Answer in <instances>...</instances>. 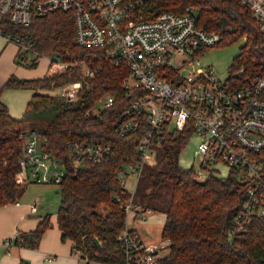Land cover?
Returning a JSON list of instances; mask_svg holds the SVG:
<instances>
[{
  "label": "trees",
  "instance_id": "obj_1",
  "mask_svg": "<svg viewBox=\"0 0 264 264\" xmlns=\"http://www.w3.org/2000/svg\"><path fill=\"white\" fill-rule=\"evenodd\" d=\"M125 2L135 4L130 13L135 21H150L164 12L185 14L192 6L199 27L221 35L219 45L244 38L228 76L235 88L247 84L261 70L264 54L257 49L260 35L250 10L238 0ZM1 24L6 32L29 38L33 52L39 54L37 60L26 63L27 67H36L41 56H59L66 61L87 56L88 62L99 60L98 51L77 46L74 20L68 13L37 15L27 26L6 20ZM241 69L244 73L238 75ZM129 74L126 67L104 60L94 77L84 79L76 102H67L52 92L81 80V66L72 65L64 73L40 79L12 76L4 88L36 91L24 116L18 120L10 116L7 106L0 101V205L17 201L24 190V185L15 183V175L19 171L22 142L19 132L27 129L26 123L28 129L41 134L46 141L45 149L58 158L66 156L70 142L88 140L112 146L110 156L101 164L87 163L77 168L64 159L65 175L58 184L62 239L71 241L81 258L108 264H122L124 260L118 236L126 226V214L114 197L122 192L118 177L124 165L138 159L137 145L142 137L141 131L125 137L115 132L117 116L136 97L121 86ZM106 95L114 98L113 105L95 114L93 108ZM191 136V130L165 128L161 145L156 148V163L144 168L137 184L135 201L145 210L165 215L161 240L168 241V247L157 264H264V219H254L245 233L234 236L229 233L246 189L235 172L225 180L210 177L199 182L191 168L181 166L180 157ZM100 206L106 207V213L96 210ZM50 226L46 216L34 231L19 232L17 244L37 248ZM19 264L30 263L21 260Z\"/></svg>",
  "mask_w": 264,
  "mask_h": 264
},
{
  "label": "built area",
  "instance_id": "obj_2",
  "mask_svg": "<svg viewBox=\"0 0 264 264\" xmlns=\"http://www.w3.org/2000/svg\"><path fill=\"white\" fill-rule=\"evenodd\" d=\"M238 1L252 14L260 35L257 49L264 54V0ZM134 9L135 4L125 0H0V36L15 44L21 60H28L24 52H32V61L37 60L39 54L33 52L29 38L6 32L1 21L27 26L37 15L70 14L77 46L98 51L99 60L41 56L49 60L48 76L64 73L72 65L82 67L81 80L52 92L67 102L77 101L84 79L94 77L104 60L128 69L130 74L121 86L136 97L117 116L115 132L125 137L141 131L142 137L137 145L138 159L127 162L118 177L122 192L114 201L126 214L118 241L124 251L122 264H157L168 241L148 243L137 229L129 228L128 221L144 222L153 213L135 201V193L144 168L156 163V148L165 128L191 130L198 137L191 167L197 181L210 177L225 180L235 172L245 185L241 207L229 228L231 236L247 232L254 219H264V61L247 84L235 88L228 77L222 80L212 66L202 65L200 57L218 46L222 37L199 27L195 7L181 15L164 12L150 21L131 19ZM242 73L244 69L237 74ZM98 101L103 107L95 114L110 108L114 98L106 95ZM19 136L18 185H58L65 175L64 159L80 168L87 163L101 164L112 152L110 144L84 140L70 142L66 156L58 158L45 149L46 141L39 132L24 129ZM128 178L136 183L133 190L126 187ZM35 211L36 204L31 206V212ZM19 237L16 232L4 240V246L19 247ZM75 254L81 258L80 252ZM85 260L88 264H108Z\"/></svg>",
  "mask_w": 264,
  "mask_h": 264
},
{
  "label": "crops",
  "instance_id": "obj_3",
  "mask_svg": "<svg viewBox=\"0 0 264 264\" xmlns=\"http://www.w3.org/2000/svg\"><path fill=\"white\" fill-rule=\"evenodd\" d=\"M17 54L15 45L0 36V101L7 106L10 116L18 120L24 116L36 91L28 88H4V85L12 76L25 80L48 76L50 64L45 58L47 73L43 72L42 76L35 72L25 75L14 64ZM38 92L41 93V91ZM34 190L30 186L24 187L17 201L0 205V264H19L21 260L30 264H88L84 258L75 254L71 241L62 239L63 233L58 224L60 192L54 189H42L39 193H35ZM43 194L49 196L43 197ZM34 204H36V211L31 212V206ZM46 216H49L51 226L43 234L37 248L7 249L4 246L6 238L16 232L34 231Z\"/></svg>",
  "mask_w": 264,
  "mask_h": 264
},
{
  "label": "rangeland",
  "instance_id": "obj_4",
  "mask_svg": "<svg viewBox=\"0 0 264 264\" xmlns=\"http://www.w3.org/2000/svg\"><path fill=\"white\" fill-rule=\"evenodd\" d=\"M196 11H194V14ZM245 39L242 38L239 41L233 43L222 44L218 46L211 47L205 50V53L200 60L202 65H210L215 70L216 75L224 80L230 74V69L234 63L235 57L239 54L240 47L244 45ZM15 45V44H14ZM16 47V46H15ZM18 50V48L16 47ZM11 50V49H10ZM27 53L28 60L24 61L19 58V56L15 58V63L17 65V69L24 72L25 75H29L33 72L35 74H40L39 76L44 75L43 72L47 73L46 61L45 58H39V64L36 67H27L26 63H31L33 57L32 52H24ZM103 102L98 101L96 106L93 108L94 113H98L99 110H102ZM27 129L29 128V124L26 123ZM198 137L194 134L188 141L185 149L183 150L180 157V164L184 168H191L194 153L197 148ZM196 160V159H195ZM225 174H228L227 170H225ZM30 186L34 188L35 193H39L42 189H54L60 192L59 186L57 184H36L30 183L24 186L25 188ZM136 186L133 178H128L126 181V187L130 190H133ZM32 192V193H34ZM43 197H48L49 195H42ZM100 213H106L107 209L104 206H100L96 209ZM165 222V215L163 213H152L149 214L148 218L144 222L140 221H128V226L130 229H137L142 239L149 243H158L161 240V232ZM165 253V252H164Z\"/></svg>",
  "mask_w": 264,
  "mask_h": 264
},
{
  "label": "water",
  "instance_id": "obj_5",
  "mask_svg": "<svg viewBox=\"0 0 264 264\" xmlns=\"http://www.w3.org/2000/svg\"><path fill=\"white\" fill-rule=\"evenodd\" d=\"M97 242V241H96ZM98 246H99V244H98Z\"/></svg>",
  "mask_w": 264,
  "mask_h": 264
}]
</instances>
